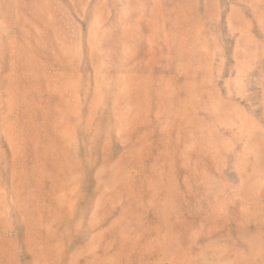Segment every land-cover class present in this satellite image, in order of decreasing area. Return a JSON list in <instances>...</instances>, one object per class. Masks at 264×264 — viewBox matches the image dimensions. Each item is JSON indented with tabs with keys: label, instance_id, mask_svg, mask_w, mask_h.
Segmentation results:
<instances>
[{
	"label": "rangeland",
	"instance_id": "374dc122",
	"mask_svg": "<svg viewBox=\"0 0 264 264\" xmlns=\"http://www.w3.org/2000/svg\"><path fill=\"white\" fill-rule=\"evenodd\" d=\"M0 264H264V0H0Z\"/></svg>",
	"mask_w": 264,
	"mask_h": 264
}]
</instances>
